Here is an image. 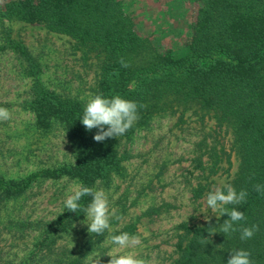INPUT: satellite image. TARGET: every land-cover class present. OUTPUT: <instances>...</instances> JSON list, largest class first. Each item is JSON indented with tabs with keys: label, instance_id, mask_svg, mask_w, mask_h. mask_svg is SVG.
I'll return each instance as SVG.
<instances>
[{
	"label": "trees",
	"instance_id": "trees-1",
	"mask_svg": "<svg viewBox=\"0 0 264 264\" xmlns=\"http://www.w3.org/2000/svg\"><path fill=\"white\" fill-rule=\"evenodd\" d=\"M188 1L196 8L195 15L185 46L177 52L161 49L149 36L134 31L121 0H0V53L11 52L31 79L24 107L33 114L36 128H61L74 157L70 164L20 178L0 173V238L4 233L13 240L34 234L23 259L0 255V264L42 260L43 264H84L102 235L88 232L76 237L72 256H66L64 246H56L85 216L83 211L65 209L51 220H29L17 214L16 201L39 179L75 178L79 185L95 189L97 182L122 171V163L131 157L125 144L163 118L171 120L170 130L194 131L190 171L197 172V181L190 190L195 207L223 184L248 192L245 203L226 206L246 217L234 225L236 232H218L219 224L229 217L212 213L207 206L209 220L180 222L175 256L168 264H227L230 253L240 249L251 251L254 264H264V194L253 190L254 184L264 185V0ZM11 20L65 35L82 60H95L90 94L70 95L44 84L39 56L13 36L5 24ZM121 57L129 67H121ZM116 71L118 76L113 74ZM98 94L119 95L145 106L138 109V120L123 136L96 142L97 129L88 131L82 125L86 103ZM223 176L225 182L219 185L217 179ZM90 201L91 197H84L80 203L86 207ZM253 224L259 225V231L241 240L239 229ZM210 226L217 230L211 236ZM204 237H208L206 245L200 243Z\"/></svg>",
	"mask_w": 264,
	"mask_h": 264
},
{
	"label": "rangeland",
	"instance_id": "rangeland-1",
	"mask_svg": "<svg viewBox=\"0 0 264 264\" xmlns=\"http://www.w3.org/2000/svg\"><path fill=\"white\" fill-rule=\"evenodd\" d=\"M131 17L133 29L149 36L161 49L180 51L190 32L195 6L188 0H121ZM12 34L22 39L42 63L41 81L62 93L87 97L95 79V60L86 61L72 50V40L65 35L48 32L36 23L11 20L5 23ZM31 79L23 74L21 63L11 52L0 53V107L11 111L8 121H0V173L6 177H24L43 168H54L74 162L73 150L61 128L47 131L35 127L34 116L25 107L29 99ZM171 120H157L150 130H142L125 147L131 157L123 169L108 181L97 182L95 189H104L110 207L120 220L112 219L111 228L87 256L84 264H108L111 252L116 254L112 235L128 232L141 239L135 249L148 264H168L175 256L176 226L185 220L203 222L210 217L202 206L191 200L190 185L197 181L191 172L194 131L170 130ZM165 162V163H164ZM222 185L225 176L218 178ZM79 185L75 178L39 179L32 183L15 204L23 219L51 220L64 210V200ZM86 215L56 242L65 248L66 256L76 249V237L88 233ZM127 225V228H123ZM26 231V230H25ZM24 232V231H23ZM26 233V232H25ZM34 234L13 240L8 234L0 238V255L13 260L23 259L31 250ZM123 251L120 254H123ZM45 260L40 261L43 264Z\"/></svg>",
	"mask_w": 264,
	"mask_h": 264
},
{
	"label": "clouds",
	"instance_id": "clouds-1",
	"mask_svg": "<svg viewBox=\"0 0 264 264\" xmlns=\"http://www.w3.org/2000/svg\"><path fill=\"white\" fill-rule=\"evenodd\" d=\"M119 63L121 67L130 66L123 57L120 58ZM113 74L119 75L118 71ZM142 107L145 106L138 105L135 101L127 100L119 95L107 98L98 94L88 100L80 120L86 130L97 129L93 137L94 141L103 142L108 138H119L130 130L139 118L138 109ZM11 116L12 113L9 109L0 107V121H8ZM253 190L264 194V185L254 184ZM247 196V190L242 189L237 192L231 184L215 187L207 194L206 205L211 209L212 213L219 212L220 216L227 214L229 217L222 224H219L218 232L226 235L238 230L234 225L237 222L246 220L244 212L237 210L235 207L229 210L226 206L245 203ZM84 197H91V201L86 207L80 203ZM64 207L70 212L83 211L89 221L87 223L89 233H95L96 235H104L106 230H110V221L112 219H121L117 214V210L110 207L108 194L102 188L94 189L84 185H77L64 200ZM209 219L207 218L206 220ZM209 229H211L208 232L209 236L217 233L215 226H210ZM239 231L241 240L251 239L259 231V225L253 224L251 227H241ZM110 240L120 251H117L116 254L111 252L108 254L111 257L108 264H148L135 251H123L140 246L141 239L139 236L122 232L119 235H112ZM200 243L206 245L208 237H204ZM121 251H123V254H120ZM251 255L252 253L249 250H235L230 253L227 264H254L250 259ZM93 264H99V260L94 261Z\"/></svg>",
	"mask_w": 264,
	"mask_h": 264
}]
</instances>
